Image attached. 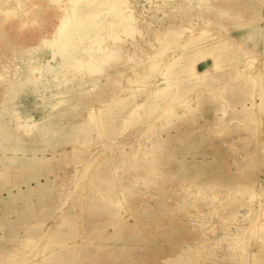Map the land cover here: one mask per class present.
I'll return each mask as SVG.
<instances>
[{"label":"rangeland","instance_id":"1","mask_svg":"<svg viewBox=\"0 0 264 264\" xmlns=\"http://www.w3.org/2000/svg\"><path fill=\"white\" fill-rule=\"evenodd\" d=\"M100 1H0V264H264V0H125L129 59L74 68Z\"/></svg>","mask_w":264,"mask_h":264},{"label":"bare ground","instance_id":"2","mask_svg":"<svg viewBox=\"0 0 264 264\" xmlns=\"http://www.w3.org/2000/svg\"><path fill=\"white\" fill-rule=\"evenodd\" d=\"M120 2H125V0H103V1H100L99 3L93 4L90 7L78 6L74 14L67 16L61 20L60 30L58 34V40L61 42L60 50H61V53L64 54L67 57V59L73 64L74 68H80V67L86 66L87 68L91 70L92 69L99 70L102 66V65L101 66L98 65V62H100V58H101V61L111 60L112 62L115 60L123 61V59H126V60L129 59L128 57L130 55L129 54L124 55L118 52L120 51L119 48H121V46L120 45L117 46L115 44L112 46H109L108 48L113 49L114 51H116V53H113L114 51H112V52H108L104 54H99L100 51H103V50H100L102 49L100 47L101 43L107 42V38L109 36L111 37L112 33L118 34L122 30L127 34L134 35L139 30L136 24L137 22H136L135 17L132 14H130L128 10L125 11L118 7L117 4ZM29 7L30 5H24L23 7L26 17L28 16ZM171 38L173 40V37ZM85 41L87 43L86 44L87 47L92 48V50L89 51L86 57H80L78 45H80L81 43H84ZM218 47H221V46L213 45L211 47V50L212 51L217 50ZM196 56L197 54L195 53L188 57V61L184 65L185 68L189 70L194 68V63H195L194 61H195ZM215 65H218L217 61H215ZM152 67L153 68L156 67V64L152 65ZM116 80L117 79H113L112 81H116ZM166 90L163 89L162 91L164 92ZM162 91L160 89L158 92H162ZM163 92L161 93V95L163 94ZM88 112H90V110ZM137 117L140 118L139 115ZM94 120H97L96 124H94V127L97 130H99L100 132H103L106 130V127L103 126V123H101L100 120L98 119H94ZM74 126L77 127L75 128V130H78V124L74 123L72 127L74 128ZM71 138L73 139L77 138V133H75V136ZM149 164L155 167L157 163L154 160L153 161L150 160ZM99 180L108 189H110L111 192L114 190V187L117 184L115 183V179L112 175L108 178V181H105L101 174L99 175ZM261 228H264V227H261Z\"/></svg>","mask_w":264,"mask_h":264}]
</instances>
